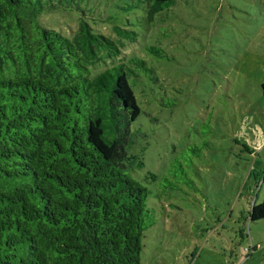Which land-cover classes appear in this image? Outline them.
Returning <instances> with one entry per match:
<instances>
[{
  "label": "trees",
  "instance_id": "1",
  "mask_svg": "<svg viewBox=\"0 0 264 264\" xmlns=\"http://www.w3.org/2000/svg\"><path fill=\"white\" fill-rule=\"evenodd\" d=\"M137 1L151 21L175 0ZM73 8L0 0V264H141L154 223L149 190L133 176L149 115L135 88L153 99L158 75L137 55L99 69L137 40L134 30L115 24L112 38L79 18L68 37L41 21ZM260 87L264 97V78ZM247 217L264 219V198Z\"/></svg>",
  "mask_w": 264,
  "mask_h": 264
},
{
  "label": "rangeland",
  "instance_id": "2",
  "mask_svg": "<svg viewBox=\"0 0 264 264\" xmlns=\"http://www.w3.org/2000/svg\"><path fill=\"white\" fill-rule=\"evenodd\" d=\"M137 2L72 0L40 18L68 37L79 18L112 38L115 24L134 30L99 69L137 55L156 70L153 99L135 88L149 115L133 176L154 216L141 264H264V219L247 217L264 198V0H175L151 21Z\"/></svg>",
  "mask_w": 264,
  "mask_h": 264
}]
</instances>
